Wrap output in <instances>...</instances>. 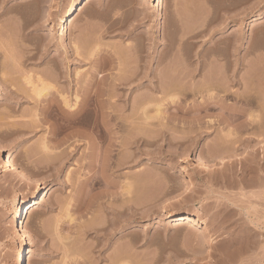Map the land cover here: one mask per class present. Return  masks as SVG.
Listing matches in <instances>:
<instances>
[{
	"label": "rangeland",
	"instance_id": "374dc122",
	"mask_svg": "<svg viewBox=\"0 0 264 264\" xmlns=\"http://www.w3.org/2000/svg\"><path fill=\"white\" fill-rule=\"evenodd\" d=\"M69 2L0 0V155L41 191L20 241L8 217L33 188L0 163V264L19 245L23 264H264V0H84L62 21ZM41 73L59 99L92 82L113 119L60 133L31 99Z\"/></svg>",
	"mask_w": 264,
	"mask_h": 264
},
{
	"label": "bare ground",
	"instance_id": "6f19581e",
	"mask_svg": "<svg viewBox=\"0 0 264 264\" xmlns=\"http://www.w3.org/2000/svg\"><path fill=\"white\" fill-rule=\"evenodd\" d=\"M82 1L84 0H70L69 2V5H68V8L64 14V16L61 18V20H67L69 19L73 13L76 11L77 7H80L79 10L81 9V4H82ZM90 1V0H88ZM52 3L55 4V5H58L59 4V0H52ZM79 5V6H78ZM75 41V40H74ZM72 40V52L73 54L75 55V57L78 55V46H77V43L76 41L74 42ZM29 57V56H28ZM31 58V57H30ZM30 60V59H29ZM159 71V70H158ZM160 73V72H159ZM196 73V72H195ZM43 73H41V75H36L35 76V79L32 80L30 75H27L26 78H28V84L31 86V93H32V98L31 99H34L35 102L37 103H41V102H45V105H44V108H43V112L45 113H48L50 114L51 116H53V118H55L59 124V130L60 133L64 130H67L68 128H70L71 126H73L75 124V121H76V116L79 115L80 113L82 114V112H84V110L86 109H90L91 111L93 110L95 113H99L101 114L102 116L105 115V119L110 122L113 118H112V115L107 112L108 108L107 107H103L102 104H101V101L96 98L95 100L92 99L91 97L88 96L89 92L92 90V82L89 84H87V86L85 87L84 89V93H85V97L84 98H80L79 95H78V91H74V92H66L65 95L63 94H60L59 93V97L60 99L58 98V96H56V93L58 94L57 91H55V94L54 92L51 93V90H53V86L50 84V80H52L50 77L51 76H46V75H42ZM131 74V72H130ZM156 74V73H155ZM168 74V73H167ZM170 74V73H169ZM133 75H134V72H133ZM133 75H130V77L128 76V78L130 79H127V84L128 83H131L132 82V78L131 76L133 77ZM157 75V74H156ZM163 75V73H162ZM172 75V74H171ZM194 75V74H193ZM161 76V75H160ZM197 76V75H196ZM159 77V76H158ZM157 78V77H155ZM195 78V77H193ZM120 80V79H119ZM194 81V79L192 80ZM120 83V81H118ZM159 82V81H158ZM195 82V81H194ZM193 82V83H194ZM162 84V83H161ZM156 85V84H155ZM158 86V85H157ZM197 86V85H195ZM206 86V85H204ZM70 87V86H69ZM154 87V86H153ZM199 87V86H197ZM195 87V88H197ZM2 88V87H1ZM200 88V87H199ZM200 90V89H199ZM198 90V91H199ZM195 91V89L193 90V92ZM198 91H195V92H198ZM201 92V90L199 91ZM196 94V93H195ZM91 96V95H90ZM97 96V95H96ZM99 96H102V95H99ZM97 96V97H99ZM48 97V98H47ZM100 98V97H99ZM44 99V101H43ZM59 103H62L63 106H65L69 112H65L63 111V109L60 108L59 106ZM86 112V111H85ZM89 113V112H88ZM84 114V113H83ZM88 115V114H87ZM68 118V119H67ZM76 118V119H75ZM110 118H112L110 120ZM152 118H145L146 121H149L151 120ZM35 120V119H34ZM106 121V122H107ZM36 122V121H34ZM251 122V121H250ZM38 123V122H37ZM115 123V122H114ZM248 123V122H247ZM86 124V123H85ZM84 124V125H85ZM89 124V123H88ZM96 124V123H95ZM94 124V126H95ZM111 124V123H110ZM120 126H118L117 128L121 127V124L122 123H119ZM197 124V123H196ZM251 124V123H250ZM248 124L247 126H252ZM90 125V124H89ZM88 125V126H89ZM93 128L96 130L95 133L97 134H101L103 133V131L101 132V128L99 126H95ZM105 124H103V128H105ZM114 128L113 124L111 125H107V130L109 129L110 127V130L112 127ZM117 126V124H116ZM115 126V127H116ZM124 126V124H122V127ZM87 127V126H86ZM211 127V126H209ZM246 127V126H245ZM92 128V129H93ZM102 128V129H103ZM207 128V127H206ZM247 128V127H246ZM93 129V131H94ZM106 129V128H105ZM208 130L210 128H207ZM207 130V131H208ZM195 131V130H194ZM206 131V130H205ZM196 132V131H195ZM159 133V132H158ZM193 133V132H192ZM199 133V134H198ZM200 131L198 130L196 132V135L198 134L200 136ZM203 133V132H202ZM205 133V132H204ZM203 133V134H204ZM239 134V132H236L234 131L233 129H228L227 130V140L225 141L224 143V140H223V144H220L219 142V146L217 148L216 144H215V148L216 149L215 151L219 154H222L224 155V153H235L233 152V149H236L233 147V142L238 140V138H234L235 137V134ZM97 134H95V136H97V139L98 137H101L100 135L98 136ZM160 134V133H159ZM208 134V132L206 133ZM195 135V134H194ZM198 136V137H199ZM234 136V137H233ZM237 136V135H236ZM240 136V135H239ZM152 137V136H151ZM165 137V136H164ZM230 137V140L232 142H229V138ZM233 137V139L231 138ZM155 138V137H154ZM223 138V137H222ZM221 138V139H222ZM236 139V140H234ZM240 139V138H239ZM234 140V141H233ZM241 141V140H240ZM145 144H146V141H144ZM238 142V141H237ZM247 142V141H246ZM124 143V141H123ZM217 143V142H216ZM227 143V144H226ZM228 143H230L231 145H229ZM144 144V143H143ZM147 144H148V141H147ZM151 144V143H150ZM125 145V144H123ZM149 145V144H148ZM42 150L43 151H49L48 147L43 143L42 145ZM230 146L232 147L230 149ZM213 149V148H212ZM213 151V150H212ZM215 152V153H216ZM46 153V152H45ZM47 154V153H46ZM215 154H213L214 156ZM234 155V154H233ZM227 156V155H226ZM220 157V158H219ZM219 157H215L217 158V160L219 161V164L223 165V167L227 164V162H225L222 158H221V155H219ZM232 157V155H231ZM234 157V156H233ZM214 158V157H213ZM228 158V157H227ZM230 159V158H229ZM199 159L197 158V161ZM216 159H213V160H209L210 162H214V163H217V161H214ZM229 161V160H227ZM231 162V160L229 161ZM233 162V161H232ZM237 162V161H236ZM235 162V163H236ZM0 163L4 165V167H6V170L12 174H15V176L17 177V181L20 182V184L22 185H27L29 186V188H33V192H31V194H29L28 196L26 197H23V198H14V201H13V208L9 214V222L10 224L14 225L15 228H16V232H18L19 236H20V241H25L26 237H27V233L21 223L22 221V217L23 215H26L29 211V208L30 206L32 205L33 202H35L38 198V196H40L41 194V191H40V187L38 186V184H34L35 182H33V185H32V181L29 180L25 177L26 175L22 174V172L20 173L19 170L17 169L18 167L10 160H4L1 155H0ZM201 162H199L200 164ZM229 164V163H228ZM231 164V163H230ZM214 165V164H213ZM234 165V164H233ZM232 165V167H233ZM219 166V165H218ZM227 167V166H226ZM225 167V168H226ZM231 167V166H230ZM234 168H235V165H234ZM233 169V168H232ZM235 170V169H234ZM31 185V186H30ZM180 215V212L179 211H176V210H173L171 211L170 213V216L169 217H176V216H179ZM182 221L184 224H189V225H194V226H198L202 232L204 233H207L208 231V222L207 220L204 218V217H201L199 215H191V214H187V215H182ZM182 223V224H183ZM212 242L213 240L211 239L210 236H204V245L205 247L207 248H211L212 247ZM23 248H22V245H19L17 248H16V261L14 264H23Z\"/></svg>",
	"mask_w": 264,
	"mask_h": 264
}]
</instances>
